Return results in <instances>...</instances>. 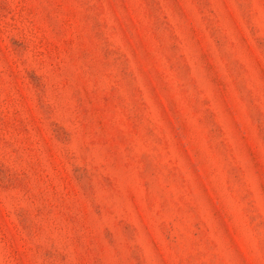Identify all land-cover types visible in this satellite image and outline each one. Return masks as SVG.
<instances>
[{"label":"rangeland","instance_id":"1","mask_svg":"<svg viewBox=\"0 0 264 264\" xmlns=\"http://www.w3.org/2000/svg\"><path fill=\"white\" fill-rule=\"evenodd\" d=\"M0 264H264V0H0Z\"/></svg>","mask_w":264,"mask_h":264}]
</instances>
